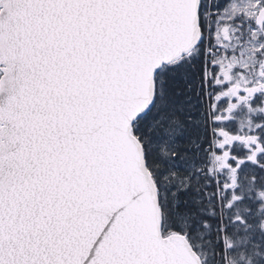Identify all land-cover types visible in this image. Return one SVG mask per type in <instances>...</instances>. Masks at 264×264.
<instances>
[{
  "label": "snow or ice",
  "instance_id": "obj_1",
  "mask_svg": "<svg viewBox=\"0 0 264 264\" xmlns=\"http://www.w3.org/2000/svg\"><path fill=\"white\" fill-rule=\"evenodd\" d=\"M0 264H264V0H0Z\"/></svg>",
  "mask_w": 264,
  "mask_h": 264
}]
</instances>
